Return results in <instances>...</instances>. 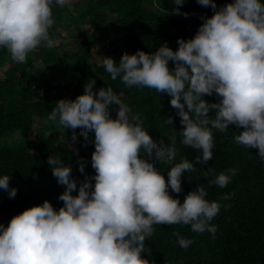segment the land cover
<instances>
[{"label": "clouds", "instance_id": "9594fccd", "mask_svg": "<svg viewBox=\"0 0 264 264\" xmlns=\"http://www.w3.org/2000/svg\"><path fill=\"white\" fill-rule=\"evenodd\" d=\"M72 2L0 0V47H6L17 62H26L38 46L53 47L57 43L49 31L53 5ZM198 2L211 5L214 14L202 17L193 37H180L178 48L164 41L152 51H125L119 61L104 55L102 64L113 80L120 77L130 87L143 85L170 95L186 125L182 143L201 150L196 162L212 159L214 130L227 131L232 124L243 126L235 140L258 147L264 158V0H229L220 6L217 0ZM183 3L173 0L172 11L189 15L179 7ZM96 85L95 78L86 81L83 93L59 99L47 117L72 128L73 141L82 133L89 142L94 130L95 173L78 184L73 165L50 154L53 175L66 186L59 195L64 203L57 209L45 199L14 215L7 225L0 223V264H150L142 253L157 223L216 232L218 226L210 221L221 205L207 198L203 184L188 192L183 202L172 195L183 191L185 170H194L196 163L187 158L173 163L175 142L154 138L111 86ZM206 94L219 99L210 101ZM113 105L119 106L115 116ZM165 123L174 124L175 116ZM78 127L80 133L75 131ZM157 161L173 165L167 179ZM79 168L84 172L85 163ZM237 171L228 168L209 183L225 187ZM10 180L11 175H0V188L14 198L18 187ZM177 235L181 246L192 243Z\"/></svg>", "mask_w": 264, "mask_h": 264}, {"label": "trees", "instance_id": "16d2710c", "mask_svg": "<svg viewBox=\"0 0 264 264\" xmlns=\"http://www.w3.org/2000/svg\"><path fill=\"white\" fill-rule=\"evenodd\" d=\"M228 2L217 0V5ZM174 7L173 0H73L71 5L54 4L51 36L62 38L60 28L69 25L75 44L63 53L56 45L38 46L28 53L26 62L13 60L10 51L0 47V70L3 71L0 76V175H11L12 186L28 187L14 198L6 194L8 190L0 188V223L7 225L14 215L45 199H50L57 209L64 203L59 195L65 186L53 175L48 161L50 154H59L66 163H71L73 176L80 172L78 184L95 173L92 164L81 172L79 161L63 140L64 135L51 131L42 122L59 99L75 98L85 91V82L95 78L97 89L111 86L140 115L154 138L163 137L169 144L175 142L177 153L173 163L185 158L196 163L194 170H185L183 191L176 193L169 189L172 195L183 202L186 194L201 183L208 189L207 198L221 205L219 213L210 221L218 226L215 233L196 232L191 225L183 223L155 224V231L146 238L142 253L150 264H264V158L258 155V147H248L235 140L243 126L232 124L227 131L215 129L214 155L206 164H200L195 157L201 150L182 143L181 130L186 125L180 122L182 118L171 105L170 95L143 85L130 87L120 77L113 80L104 65L95 59L96 40L103 41V52L117 61L125 51H152L164 41L178 48V39L193 37L204 22L202 17L211 16L215 11L211 5L205 6L198 0H184L179 5L182 11L190 13L187 16L173 12ZM88 31L92 32L87 34ZM37 59L40 64L35 62ZM40 65L55 66L57 70L46 76ZM66 77V83H61L59 79ZM38 90H43V94L38 96ZM206 98L219 99L215 94H206ZM118 107L113 106V116ZM169 116H175L174 124L165 123ZM35 124L39 125L37 140H29L26 145L3 142L16 130L31 133ZM71 130L64 128V132ZM75 131L80 133V128ZM94 136L93 130L91 139L85 143L81 133L80 146L94 149ZM172 166L157 161L166 179L167 170ZM231 167L238 171L227 186L209 183ZM177 233L190 238L192 243L181 246Z\"/></svg>", "mask_w": 264, "mask_h": 264}, {"label": "rangeland", "instance_id": "374dc122", "mask_svg": "<svg viewBox=\"0 0 264 264\" xmlns=\"http://www.w3.org/2000/svg\"><path fill=\"white\" fill-rule=\"evenodd\" d=\"M158 1V0H156ZM156 6L158 7L157 3H156ZM84 27H87V25H84ZM61 32H62V35L63 37L62 38H56L57 40V43L55 44L56 46H58L59 50L61 51V53H63V51L69 47H71L73 44H75L74 42V37L73 35L70 34V31L72 30V27H70L69 25H65V26H62L60 28ZM92 31H88V33H91ZM99 35L97 34V37ZM96 40V39H95ZM103 41H95V44H94V54H95V59L98 63H102V56L106 55L105 52H103L102 50V45H103ZM35 62L37 64H40V61L37 59L35 60ZM42 65H40L41 67ZM42 69V72L48 76L54 72H56L57 68L55 66H42L41 67ZM2 70H0V76L2 75ZM60 82H65L66 83V80H67V77L65 78V80L63 79H59ZM69 92L71 93L72 92V88L70 87L69 89ZM37 95H41V90H38L37 92ZM68 97V96H66ZM116 107V105H113ZM48 117V115H47ZM44 118L42 119V122L43 123H47L48 126L50 127L51 131H54L58 134H63L64 137H63V140L66 142L67 144V147L71 149L72 153L74 154V156L76 157V161H79V163H85V169L88 170V166L92 164V159H90L92 157V153L93 151L95 150L92 149H86L82 146H80L78 140L77 141H73L72 140V134H73V129L71 131H68V132H64V127L63 126H59L57 122H53V121H49L48 119ZM38 124H35V128L34 130L31 132V133H24L22 130H16L12 135H9L8 137H6L3 142H6L8 144H29V140H37V129H38ZM77 132V131H76ZM78 149V151H77ZM90 157V158H87ZM81 157H83L84 159L81 160ZM80 175V172H77L74 177L76 179H78ZM16 187H18V192L19 191H22V190H26L28 189L27 186H24L22 184H19V185H15ZM65 186V185H64ZM66 187V186H65ZM6 194H9V191L6 192ZM0 197H2V194L0 193Z\"/></svg>", "mask_w": 264, "mask_h": 264}]
</instances>
